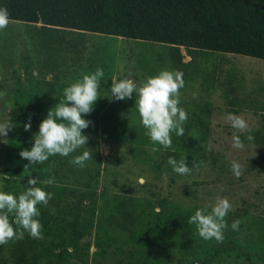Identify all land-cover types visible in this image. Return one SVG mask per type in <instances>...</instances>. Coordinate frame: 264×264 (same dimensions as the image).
<instances>
[{
	"label": "rangeland",
	"instance_id": "1",
	"mask_svg": "<svg viewBox=\"0 0 264 264\" xmlns=\"http://www.w3.org/2000/svg\"><path fill=\"white\" fill-rule=\"evenodd\" d=\"M43 34L37 25L15 20H9L8 26L0 30V123L13 124L6 137L0 136V191L7 192L9 178L10 192L18 195L26 189L31 176L48 193L52 194L55 185L66 186L69 192L65 211L37 205L43 238H33L30 264H126V251L134 246L157 255V263L264 264V146H256L245 137L243 149H234L231 138L236 130L226 121L227 115L233 113L246 120L249 131L260 124L264 111V59L201 51L192 65L184 68L189 76L196 68L198 73L195 70L192 78L183 74L179 106L186 110L188 119L183 125L184 135L177 137L173 131L171 139L191 148L203 163L189 175L174 171L160 174L132 159H110L112 153L128 155L129 147L146 136V129L135 105V93L120 101L104 96L111 94L113 76H128L140 83L161 70L175 71L170 47L86 32L81 65H73L69 59L53 72L44 67V55L37 52ZM181 52L184 61L191 59L184 47ZM97 68L104 71L98 89L101 97L84 116L91 123L82 130L89 138L86 147L93 158L83 168L73 165V157L85 150L78 149L68 157L57 154L42 164L24 168L29 161L19 153L25 148L30 150L36 133L32 128L24 129L26 120L30 118L39 125L63 98L70 83ZM232 87V95L239 102L238 112L230 111L224 94L226 88ZM33 103L38 106L31 110ZM248 132L237 134L246 136ZM231 160L242 165L239 178L232 172ZM18 166L21 170L10 176L7 171ZM49 179L54 183L45 184ZM218 195L232 205L226 216L229 228L223 242L201 239L192 251L181 252L168 228V207L179 204L197 209ZM123 197L141 200L143 209L140 213L146 236L133 246L123 232L106 224L107 214ZM237 218L241 223L234 231L231 223ZM0 264H13L8 243L0 245Z\"/></svg>",
	"mask_w": 264,
	"mask_h": 264
},
{
	"label": "trees",
	"instance_id": "2",
	"mask_svg": "<svg viewBox=\"0 0 264 264\" xmlns=\"http://www.w3.org/2000/svg\"><path fill=\"white\" fill-rule=\"evenodd\" d=\"M0 6L7 8L9 20L37 25L44 32L37 52L44 55L42 63L48 71L57 72L69 59L73 65H81L86 49V32L167 44L172 66L189 78L198 73V69H194L190 76L185 69L192 65L201 51L237 53L264 59V0H0ZM181 47L191 57L189 61H184ZM224 91L230 111L238 112L239 102L232 95L234 87ZM37 106L33 103L31 110ZM31 128L38 132L39 125L31 120ZM248 136L253 137L249 141L254 145L264 146V111L260 124L240 138L243 141ZM154 147L159 151L153 152ZM169 156L177 160L185 156L188 167H198L203 163L195 151L173 139L171 148L165 149L153 143L148 136L138 138L129 147L128 155L117 152L109 157L113 162L132 159L161 174L173 171L167 164ZM20 170L21 166H18L7 172L13 176ZM10 189L8 178L6 191L11 193ZM68 194L66 186L55 185L48 205L51 209L65 211ZM195 210L179 204H171L167 210L168 228L175 246L183 253L192 251L202 239L195 225L188 223ZM140 211H143L141 200L120 198L107 214L106 224L123 232L128 244L137 245L146 236ZM32 245L33 238L27 232L22 239L9 241L13 264H30ZM157 258L154 253L135 246L126 251V264H166L157 263Z\"/></svg>",
	"mask_w": 264,
	"mask_h": 264
},
{
	"label": "clouds",
	"instance_id": "3",
	"mask_svg": "<svg viewBox=\"0 0 264 264\" xmlns=\"http://www.w3.org/2000/svg\"><path fill=\"white\" fill-rule=\"evenodd\" d=\"M9 24V13L6 7L0 6V30ZM104 76L102 68L93 73L82 74V79L72 82L64 89L63 98L51 107L39 124L38 132L33 134L34 143L30 150L25 148L19 153L20 157L29 161V165L44 163L50 156L61 155L68 157L78 149H85L82 154L75 155L70 161L81 168L93 158L87 150L88 136L83 134L84 129L91 123L84 116L93 110L95 102L101 96L98 93L100 78ZM184 87L183 73L179 70L164 69L154 76L145 78L136 83L128 76L119 78L113 76L111 81V94L109 99L117 101L132 98L135 93V105L145 135L153 143H158L165 149L171 148V133L177 137L184 135V123L188 119L186 110L180 107V89ZM83 114V115H82ZM226 121L236 130L232 135V147L243 149L244 144L237 133L249 131L246 120L239 115L229 113ZM13 128L11 122L0 123V136H7ZM26 131L31 129V120L24 124ZM247 139H253L248 136ZM153 152L159 151L153 148ZM175 151V149H173ZM167 164L179 175H189L193 167H188L185 156L177 160L174 156L167 158ZM230 166L233 174L239 178L242 174V165L237 160H231ZM37 178L29 177L27 187L18 195L0 191V245L9 241L19 240L27 232L32 238L42 239V225L37 217L40 211L37 205L47 206L52 194L41 187ZM45 184L54 183V179L44 181ZM210 209V210H209ZM232 210V205L226 197L216 196L209 204L197 208L189 217L188 223L196 227L198 235L205 241L214 239L218 243L224 240V232L229 228L226 216ZM10 215L12 220L10 221ZM241 221L237 218L232 221L231 229L239 230ZM15 225V228H14Z\"/></svg>",
	"mask_w": 264,
	"mask_h": 264
}]
</instances>
